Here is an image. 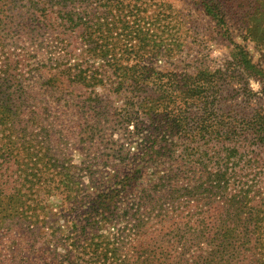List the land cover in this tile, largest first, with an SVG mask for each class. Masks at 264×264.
Listing matches in <instances>:
<instances>
[{
  "label": "trees",
  "instance_id": "trees-1",
  "mask_svg": "<svg viewBox=\"0 0 264 264\" xmlns=\"http://www.w3.org/2000/svg\"><path fill=\"white\" fill-rule=\"evenodd\" d=\"M167 1L0 0V264H264V0Z\"/></svg>",
  "mask_w": 264,
  "mask_h": 264
},
{
  "label": "rangeland",
  "instance_id": "rangeland-1",
  "mask_svg": "<svg viewBox=\"0 0 264 264\" xmlns=\"http://www.w3.org/2000/svg\"><path fill=\"white\" fill-rule=\"evenodd\" d=\"M177 21L185 25L189 34L190 51L184 53L200 54L210 66H217L229 60L234 50V43L246 46L254 59L258 58V51L255 49L253 42L244 40L245 24L237 23V15L233 12L239 4H249L247 0L235 2L231 7V15L234 16L229 20L230 37H224L218 34L215 24L207 17L203 11L202 4L198 0H168ZM184 22V23H183ZM245 22V21H244ZM252 87L258 89L259 85L252 82ZM80 159L76 157V162Z\"/></svg>",
  "mask_w": 264,
  "mask_h": 264
}]
</instances>
